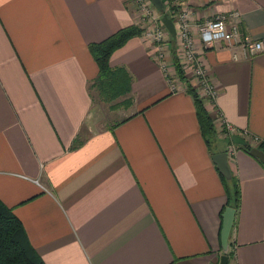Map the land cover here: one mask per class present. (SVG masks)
<instances>
[{
	"label": "crops",
	"instance_id": "crops-1",
	"mask_svg": "<svg viewBox=\"0 0 264 264\" xmlns=\"http://www.w3.org/2000/svg\"><path fill=\"white\" fill-rule=\"evenodd\" d=\"M189 7L194 27L237 10L243 35L264 36V0ZM132 24L130 0H0V200L44 264H218L227 194L191 86L214 118L215 153L234 147L231 264H264V167L220 131L224 118L248 143L264 142V51L198 47L211 98L189 69L178 76L170 55L172 90L152 42L133 36L109 59L131 84L108 121L98 104L111 103L90 87L98 67L88 46Z\"/></svg>",
	"mask_w": 264,
	"mask_h": 264
},
{
	"label": "built area",
	"instance_id": "built-area-1",
	"mask_svg": "<svg viewBox=\"0 0 264 264\" xmlns=\"http://www.w3.org/2000/svg\"><path fill=\"white\" fill-rule=\"evenodd\" d=\"M130 1L134 5L135 23L142 29L141 34L154 45L155 61L167 77L172 90H175V84L171 79L173 73L168 63L170 55L172 58L175 55L181 68L191 71L197 88L204 96L214 98V86L206 73L198 47L206 48L214 43L224 42L225 45L237 47L245 56L264 51V36L253 39L242 34L239 27L240 13L237 10L214 15L194 27L192 10L189 7L190 0H162L163 13L166 15L169 13L174 24L175 35L172 37L162 22L163 13L159 12L150 0ZM172 45L175 54L172 52ZM234 57L236 58L237 55L234 54ZM220 125L224 128L223 135L229 139L232 134H238L248 140L244 133L234 129L226 119L221 118ZM259 143V139L254 137L250 145L256 147ZM233 151L234 147L229 146L227 154Z\"/></svg>",
	"mask_w": 264,
	"mask_h": 264
},
{
	"label": "trees",
	"instance_id": "trees-1",
	"mask_svg": "<svg viewBox=\"0 0 264 264\" xmlns=\"http://www.w3.org/2000/svg\"><path fill=\"white\" fill-rule=\"evenodd\" d=\"M167 15L168 17H171L169 13H167ZM141 32V28L132 24L116 31L107 39L98 43H91L88 46V49L98 67V75L93 80L90 87L96 91L99 100L111 103L110 107L112 108H115L122 103H129V98L125 96L130 91L131 77L124 67H111L109 64L110 56L115 50L123 46L130 38L140 35ZM171 48L173 54H175L173 45ZM173 59L176 73L181 79H184L185 76L183 70L178 64L175 55L173 56ZM186 91L193 98L196 117L202 137L208 150L214 154L216 151L214 145L218 138L217 130L214 125V118L209 114L202 99H200L193 87L187 86ZM121 97H123V99L117 101ZM223 130L224 128L221 127L220 131L222 132ZM78 143L79 140L75 138L71 147H75ZM234 146L242 149L248 154H250L249 150L252 147V145L248 142L246 145L234 144ZM256 147L264 150V142L257 144ZM251 156L254 157L262 165V167H264V164L258 158L253 155ZM219 174L227 194L226 206H231L237 209L240 201V191L236 177L231 175V177L227 179L221 173ZM227 256L229 258L227 264H231V261L233 260V253L228 251ZM0 264H44L42 259L30 245L20 219L14 214L13 210L6 206L1 200Z\"/></svg>",
	"mask_w": 264,
	"mask_h": 264
},
{
	"label": "water",
	"instance_id": "water-1",
	"mask_svg": "<svg viewBox=\"0 0 264 264\" xmlns=\"http://www.w3.org/2000/svg\"><path fill=\"white\" fill-rule=\"evenodd\" d=\"M150 1L159 12L163 13L164 5L162 0H150ZM162 22L169 31V33L171 34V36L174 37L175 29L172 19L168 17L165 13H163ZM230 140L234 144H239V145L247 144V141L238 134H232L230 136ZM249 153L255 156L256 158H258L264 164V150H261L258 147L253 146L249 150ZM212 160L215 163L219 173H221L225 178L229 179L231 177V172L227 161V150L212 154ZM234 213H235V209L233 207L227 206L225 208L224 213L222 214L223 219H222V226L220 231V244L223 254L220 257L218 264H227L229 261V258L227 256L228 237L232 228Z\"/></svg>",
	"mask_w": 264,
	"mask_h": 264
},
{
	"label": "rangeland",
	"instance_id": "rangeland-1",
	"mask_svg": "<svg viewBox=\"0 0 264 264\" xmlns=\"http://www.w3.org/2000/svg\"><path fill=\"white\" fill-rule=\"evenodd\" d=\"M94 93H95V95H97L96 94V92H95V90H94ZM99 106H100V108L102 109V110H104L105 111V113H106V115H107V120L108 121H111L110 119H112L111 117H112V112L111 111H113V110H115L117 107H119V106H121V105H119V106H117V107H115V108H112V107H110L109 106V104H105V103H100V104H98ZM118 118L119 117H116V118H114L113 120H118ZM222 133H223V131H222Z\"/></svg>",
	"mask_w": 264,
	"mask_h": 264
}]
</instances>
